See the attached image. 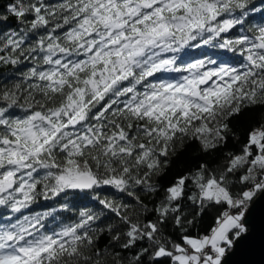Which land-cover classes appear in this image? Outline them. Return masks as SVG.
<instances>
[{"label": "snow or ice", "instance_id": "6c2138e0", "mask_svg": "<svg viewBox=\"0 0 264 264\" xmlns=\"http://www.w3.org/2000/svg\"><path fill=\"white\" fill-rule=\"evenodd\" d=\"M0 26V264H226L264 198V0H9ZM177 144L200 156L168 176Z\"/></svg>", "mask_w": 264, "mask_h": 264}, {"label": "trees", "instance_id": "16d2710c", "mask_svg": "<svg viewBox=\"0 0 264 264\" xmlns=\"http://www.w3.org/2000/svg\"><path fill=\"white\" fill-rule=\"evenodd\" d=\"M9 0H0V8H3L7 5ZM258 22V21H255ZM9 26L15 27L14 24L9 22ZM4 26H0L2 28ZM249 27V25H245V28ZM238 31V30H237ZM223 62L227 63H236L238 60V57L233 56L231 53L223 54L219 57ZM12 71L8 70L4 72V76H11ZM2 79V77H0ZM252 114L246 113L245 117L240 120L239 123H236V129L237 131L233 135V137L228 141L227 147L224 148L220 153L218 154H212L208 157H205V159L209 160L212 167H218L225 163L224 161V155H226L228 152H237L240 147V143H238L237 138H240L242 140V133L243 130L251 123V120L248 119L249 116ZM264 116V113L257 111L255 113V118L257 120H260ZM177 153L179 155V159L176 161V163L172 166V168L168 172V176H171L173 172L178 171L181 168H185L186 166L193 163L199 156L200 153H198L194 146H188L185 150H180V145H176ZM168 176L164 177L160 182L163 183L164 180L168 178ZM235 184V187L231 188L232 193L235 195L240 190V185L236 182V177L230 178ZM110 193H101V195H109ZM141 195L147 196V202L148 207L152 208L153 205L150 201L156 200L159 202L158 197L155 194H144L140 193ZM93 194H89V196L85 199H73L72 196L68 197H62L61 202H67L69 204V208L67 210H60L58 211L56 215V219L49 218L48 220H60L64 223H72L75 222V220L78 218L79 210L81 208L87 207V208H94L95 205L91 202ZM47 207H55L59 209L60 205L59 203H56L55 201H45L42 198H40L37 201V206H35L32 211H43ZM188 210L186 209V212ZM216 215V209L210 208L208 209L207 213L203 216V218H198L197 222L192 225L188 226L187 231L190 235H197V234H206L208 230H210L212 226V219ZM151 218V217H150ZM189 219H191V216H189ZM166 236H168L171 240L179 242V229L177 228H169L167 233H165ZM163 264H167V261L164 260Z\"/></svg>", "mask_w": 264, "mask_h": 264}, {"label": "water", "instance_id": "95a60500", "mask_svg": "<svg viewBox=\"0 0 264 264\" xmlns=\"http://www.w3.org/2000/svg\"><path fill=\"white\" fill-rule=\"evenodd\" d=\"M249 221V233L226 258V264H264V198L252 201Z\"/></svg>", "mask_w": 264, "mask_h": 264}, {"label": "rangeland", "instance_id": "374dc122", "mask_svg": "<svg viewBox=\"0 0 264 264\" xmlns=\"http://www.w3.org/2000/svg\"><path fill=\"white\" fill-rule=\"evenodd\" d=\"M239 31V29H237ZM56 219V217L54 218ZM63 224H67V223H64V222H61L60 220H47V226L48 228H56L58 225H63Z\"/></svg>", "mask_w": 264, "mask_h": 264}]
</instances>
